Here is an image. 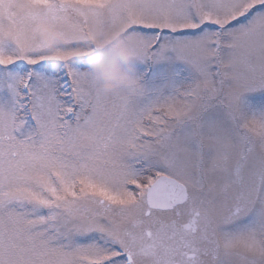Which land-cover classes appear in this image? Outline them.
Returning <instances> with one entry per match:
<instances>
[{
    "label": "snow or ice",
    "instance_id": "6c2138e0",
    "mask_svg": "<svg viewBox=\"0 0 264 264\" xmlns=\"http://www.w3.org/2000/svg\"><path fill=\"white\" fill-rule=\"evenodd\" d=\"M0 264H264V0H0Z\"/></svg>",
    "mask_w": 264,
    "mask_h": 264
},
{
    "label": "clouds",
    "instance_id": "9594fccd",
    "mask_svg": "<svg viewBox=\"0 0 264 264\" xmlns=\"http://www.w3.org/2000/svg\"><path fill=\"white\" fill-rule=\"evenodd\" d=\"M124 59H128L127 55L124 56ZM138 83L135 75L129 73V72H123L121 71L118 78L111 79L109 77H105L104 83H102L101 87L105 91L112 90L114 88H117L119 86H135Z\"/></svg>",
    "mask_w": 264,
    "mask_h": 264
},
{
    "label": "rangeland",
    "instance_id": "374dc122",
    "mask_svg": "<svg viewBox=\"0 0 264 264\" xmlns=\"http://www.w3.org/2000/svg\"><path fill=\"white\" fill-rule=\"evenodd\" d=\"M119 70V69H118Z\"/></svg>",
    "mask_w": 264,
    "mask_h": 264
}]
</instances>
